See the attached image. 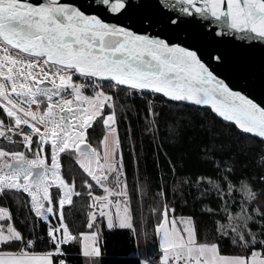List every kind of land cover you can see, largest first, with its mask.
I'll return each mask as SVG.
<instances>
[{
	"label": "snow or ice",
	"instance_id": "snow-or-ice-1",
	"mask_svg": "<svg viewBox=\"0 0 264 264\" xmlns=\"http://www.w3.org/2000/svg\"><path fill=\"white\" fill-rule=\"evenodd\" d=\"M88 7L102 8L107 14L129 19L142 10L150 9L139 17L141 30L160 28L162 31L154 36L138 34L126 26L105 22L98 14L86 13L80 6L62 0H44L35 4L29 0H0V48L3 51L0 55V108L9 118L8 124L0 120V137L11 140L7 135L11 132L22 138L19 142L26 150H30L34 143L38 149L35 158L28 159L24 152L0 148V157L11 156L15 161H5L0 165V189H22L28 194L32 211L46 222L48 240L45 242L51 244L58 255H66L63 247L75 241L63 215L56 225H52L48 214L55 215L57 204L62 208L72 202L74 194H81L74 193L72 186L61 178L58 154L77 141L83 143L86 130L97 118L103 121L112 137L107 143L101 142L104 143L103 157L92 148L80 152L78 162L90 177L84 179L83 186L88 189V196L99 202V217L106 221L108 229L131 228L136 233L116 115L110 113L105 116L102 111L114 108L111 103L113 97L97 91L103 81H108L109 86L118 92L127 89H131L133 95L137 91L141 95L151 92L174 103L210 106L217 118L234 125L243 134H255L264 144V106L255 103L242 91L233 90L224 79H219L202 61L199 49L174 42L182 26L192 24L198 18L222 24L227 33L216 32L218 37L236 35L250 46H264V0H88ZM208 60L237 80L250 82L255 76L244 58L230 62L222 52L212 51L208 53ZM5 64L8 66L6 72ZM77 76L81 82H74ZM29 80L35 82L28 84ZM45 81L50 86L41 87ZM83 81L91 82L93 95L84 94L88 85ZM259 82L264 87V60ZM54 97L59 99L54 100ZM41 98H46L47 107H42ZM32 105L37 107L33 109ZM55 108L64 115L55 112ZM150 114L153 122L158 124L159 115L154 108L150 109ZM49 142L51 167L39 155V152L48 151ZM76 146L79 148V144ZM118 149H121L119 154ZM208 163L213 165L215 179L209 178L207 184L200 176L174 178L171 185L167 182L157 184L154 193L151 186L147 188L157 205L159 222L155 233L158 234L161 252L159 264H264V205L258 203L264 200V183L257 193L250 181L244 178L233 180L234 169L225 161L213 159ZM33 168L42 171L34 175ZM96 169L100 170L99 173ZM105 170L111 175H106ZM169 171H175V164ZM49 174L51 183L59 189L58 202L49 193ZM121 176L125 177L123 188ZM30 177H33L31 183ZM21 178L23 183H20ZM259 180L264 182V175ZM93 182L104 195H93ZM193 186L200 194L202 205L206 198L216 194L217 207L209 206L207 215L214 219L217 235L231 240L241 254L219 256V240L201 242L194 217L182 218L185 224L183 234L177 233L174 226L172 234L169 233L166 224L170 189L175 197L177 191L183 194L184 187L191 189ZM113 196L118 198L110 200L109 197ZM113 206L116 208L114 216ZM106 208L107 211L104 210ZM220 211L224 212L223 218L219 217ZM171 212L174 215V207ZM6 214L7 210L0 207V221ZM95 220L96 216L90 214L89 229L96 227ZM212 227L206 226L205 230ZM61 231L62 234L57 235ZM79 235L82 254L100 257L101 250L94 239L97 232ZM0 245L19 247L18 254L9 253L12 258L0 259V264H56L53 251L41 255L30 252L28 249L35 246V241L25 240L12 223L7 224L6 233L0 227ZM59 264H66V260L61 259ZM92 264H98V261L93 259ZM137 264H151V261L138 259Z\"/></svg>",
	"mask_w": 264,
	"mask_h": 264
},
{
	"label": "trees",
	"instance_id": "trees-1",
	"mask_svg": "<svg viewBox=\"0 0 264 264\" xmlns=\"http://www.w3.org/2000/svg\"><path fill=\"white\" fill-rule=\"evenodd\" d=\"M89 90V89H86ZM87 94H90L88 91ZM113 109L103 110L104 115L115 113L118 129L117 135L122 144L123 163L127 171V191L131 195V208L134 214L133 229H108L105 220L96 217V227H87L89 215L92 212L93 200L88 196V189L83 186L86 173L77 165L76 161L65 154L58 155L61 165L59 174L69 185L73 184L75 191L81 193L62 207L63 218L75 242L63 247L66 255H56L48 240L46 222L36 217L31 209V198L23 190L0 189V207L7 210V217L0 221V227L12 223L19 230L25 240L32 239L35 246L28 249L35 254L53 251L56 264L61 259L69 264H92L93 259L98 264H137L138 259H148L151 264L159 262L161 254L158 245V235L155 226L159 222L156 215L157 205L147 188L151 186L154 193L156 185L172 184L173 179L197 178L203 176L205 184L209 178L215 179L213 165L209 160H223L228 167L234 169L232 179L244 178L250 181L254 190L259 193L264 175V144L259 138L239 132L234 125H230L217 118L209 109L189 104H179L165 100L161 95L146 93L135 95L131 89L127 91L111 92ZM43 99V98H41ZM43 101L42 107H45ZM154 108L159 115L158 124L153 122L150 109ZM0 119L6 124L9 118L0 108ZM14 121H12V124ZM105 128L99 118L92 122V127L86 130L85 142L91 148L99 147L105 135ZM15 138L13 143H6L0 138V148L15 152H24L28 159L33 158L38 149L34 143L30 150H26L23 143ZM121 149H118V154ZM45 153V152H44ZM40 154V152H39ZM45 162L51 165V147L44 155ZM137 159L139 165L137 167ZM173 164L175 171L170 173ZM163 177L164 179H161ZM121 188L124 187L125 177L121 176ZM50 195L55 196L57 202L60 196L57 186L48 183ZM93 195H102L103 191L93 182ZM173 197L171 189L168 195V216L194 217L195 228L201 242H215L219 240L218 252L224 256L241 254L231 240H224L214 230V219L207 215V208H216L218 201L213 193L206 202L201 204L200 194L193 186L184 187ZM116 199V198H114ZM113 199V200H114ZM222 203V201L220 202ZM232 201H229L231 204ZM237 203L239 199L237 196ZM264 205V200L259 201ZM47 205V202H45ZM58 205V204H57ZM175 208V213L171 208ZM50 222L55 224L51 215ZM224 217V212H219ZM103 225V227H101ZM206 226H213L206 231ZM97 232L96 241L101 250L100 257H86L82 255L80 233ZM19 247L0 245V253H17Z\"/></svg>",
	"mask_w": 264,
	"mask_h": 264
},
{
	"label": "water",
	"instance_id": "water-1",
	"mask_svg": "<svg viewBox=\"0 0 264 264\" xmlns=\"http://www.w3.org/2000/svg\"><path fill=\"white\" fill-rule=\"evenodd\" d=\"M29 2L35 4L37 2H44V0H29ZM62 2L78 5L86 13L98 14L105 22L116 23L118 25L126 26L130 30L135 31L138 34L154 36L162 31L160 28L148 29V31L146 32L141 30V25L139 24V17L143 15L145 11H149L150 9L142 10L141 12L136 13L132 16V18L129 19L121 16L107 14L105 11L102 10V8L88 7V0H62ZM149 2H151V0H149ZM216 32L227 33V29L223 28L222 24H220L219 22L214 23L211 20L200 21L197 18L194 23L182 26V29L178 32V39H176L174 42L181 43L183 46H192L194 49H199L198 54L201 55L202 61L210 66V69L214 71V74H217L219 79H224L225 82L228 83L233 90L242 91L243 94H246L250 99H253L255 103L264 106V87H261L259 82L262 60H264V46H261L259 44H253L250 46L248 42L240 40L236 35L225 34L223 36L218 37L215 35ZM212 51L222 52L223 54H225V56L230 62L239 58H244L250 64L255 74L254 78L250 82H246L244 80H237L236 78L226 73L223 69H217L215 65L211 64V62L208 60V53ZM45 85L50 86V84L45 81L44 84H41V87H44ZM148 93L158 95L151 92ZM197 107L207 108L211 111L210 106ZM62 114L64 115V113ZM219 119L222 120L221 118ZM102 125L104 126L103 121ZM247 135L259 138L255 134ZM89 148H91V146L86 142L79 143V148H77L76 146V150L81 152L88 151ZM5 161L13 163L15 162L13 161V158L11 156L0 157V165H2V163ZM49 167H51V165H49ZM0 171H2V168H0ZM40 171H42V169H32L34 175ZM32 179L33 177L29 178L30 183L32 182ZM70 186H72L75 193L76 191L74 185L71 184ZM74 197L78 196L74 194L72 199ZM70 204L71 203H67L68 206Z\"/></svg>",
	"mask_w": 264,
	"mask_h": 264
},
{
	"label": "rangeland",
	"instance_id": "rangeland-1",
	"mask_svg": "<svg viewBox=\"0 0 264 264\" xmlns=\"http://www.w3.org/2000/svg\"><path fill=\"white\" fill-rule=\"evenodd\" d=\"M2 54H3V51H2V48H0V55H2ZM7 67H8V66L5 64V68H4V71H5V72L7 71ZM37 70H38V69H37ZM45 70H47V69H45ZM21 79H23V78L21 77ZM34 82H35L34 80H29V81H27L28 84H33ZM47 82H48V81H47ZM57 82H58V81H57ZM74 82H81V80H80V78L77 76V77H74ZM83 83H85V84L88 85V87L84 89V94H86V95H93L91 82H90V81H83ZM86 89H89V90H86ZM114 90L117 91L116 89H113V88H111V87L109 86V82H102V87H98V88H97V91H104L105 93H108V94H110L111 92H114ZM88 91H90V94H87ZM42 100H43L44 102L47 101L46 98H43ZM46 107H47V106H46ZM74 110H75V107H74ZM54 111L57 112V113H59V115H63L62 113L59 112V108H55ZM102 111H103V110H102ZM57 119H59V116H57ZM97 119H98V118H97ZM1 120H2V119H1ZM3 122H4V121H3ZM72 123L75 124V121L73 120ZM104 128H105V127H104ZM105 130H106V128H105ZM111 137H112V134L106 131V132H105V135H104V137H103V139H102V141H103L104 143H107V142L111 139ZM102 141H101V142H102ZM84 142H85V138H84ZM104 143H101V145H100L99 147H93V148H92V149H95L101 157H103ZM76 144H79V141H77ZM76 144H73L71 148L66 149L65 152H63V153H59V154H65V155H68V156L72 157V158L76 161L77 165L80 167V163H79L78 161H79V159H80V152H81V151H77V150H76ZM48 146L51 147L50 142H49ZM117 152H118V150H117ZM59 154H58V155H59ZM39 155H40L41 157L44 158L45 153H44V152H40ZM35 156H36V155H35ZM35 156H34L33 158H31V159H34ZM101 162H102V160H101ZM93 167H95V164H93ZM80 168H81V167H80ZM81 169H82V168H81ZM82 170H83V169H82ZM96 171H97V173H99L100 170H99V169H96ZM83 172H84V171H83ZM105 174H106V175H111V173H108L106 170H105ZM20 183H23V179H22V178H21V180H20ZM29 183H30V182H29ZM48 183H50V182H48ZM102 195H104V193H103ZM114 198H118V197H115V196H113V197H109L110 200H113ZM91 207H92V212H91L90 214L95 215L96 217H98V216H99V211H100V208H99V202H93V204L91 205ZM121 208H123V204L121 205ZM104 210L107 211L108 209L106 208V209H104ZM111 211H112V214H113V216H114V215H115V212H116V208L113 206V207L111 208ZM48 215H51V216H52V218L54 219V222H55L54 225H56L57 222H58V220L60 219L61 215H63V213H62V208H61L59 205H57V211H56V214L53 215V214L49 213ZM6 217H7V215H6ZM6 217H5V218H6ZM182 218H189V217H186V216H178V217H175V216H170V217H169V216H168V217H167V221H168V222H167V224H166V228L168 229V231H169L170 234H172L173 226L175 227L177 233H181V234H183L185 224H184V220H183ZM49 222H50V221H49ZM105 222H106V221H105ZM50 223H51V222H50ZM189 226H191V225H189ZM1 227L3 228L4 232L6 233V232H7V225H6V226H5V225H2ZM61 232H62V231H61ZM85 234H89V233H85ZM57 235H61V234L58 233ZM157 235H158V234H157ZM159 235H162V233L159 234ZM80 238H81V237H80ZM94 239H96V237H95ZM86 243H91V241H87ZM81 249H82V245H81ZM218 254H219V256H224V255H221L219 252H218ZM4 257H5V256L1 255V256H0V259H4V260L11 259L10 257H7V256H6V258H4ZM87 257H93V256L90 255V256H87ZM177 264H180V262H177Z\"/></svg>",
	"mask_w": 264,
	"mask_h": 264
},
{
	"label": "built area",
	"instance_id": "built-area-1",
	"mask_svg": "<svg viewBox=\"0 0 264 264\" xmlns=\"http://www.w3.org/2000/svg\"><path fill=\"white\" fill-rule=\"evenodd\" d=\"M10 94L11 95H13V96H15V93H11L10 92ZM69 98H71L70 96H69ZM54 100H57V99H59L58 97H54L53 98ZM46 105H47V101L46 102H44ZM25 107H27V105H25ZM37 106L36 105H32V108L33 109H35ZM1 120V119H0ZM5 123V122H4ZM6 124V123H5ZM13 125H14V123H13ZM23 128H25V130H28V131H30V129H27V126L26 125H23L22 126ZM41 130L43 131V126H41ZM7 135L9 136V137H11L12 139L11 140H9V139H5L4 137H0V138H2L6 143H9V144H11V143H13V141H14V139L15 138H19L20 139V141H21V137L20 136H18V135H14L13 133H11V132H9V133H7ZM45 164L48 166V164L45 162ZM49 182H51V176H50V174H49V180H48ZM53 185H55V184H53ZM57 255V254H56ZM66 264H69L68 262H66Z\"/></svg>",
	"mask_w": 264,
	"mask_h": 264
},
{
	"label": "crops",
	"instance_id": "crops-1",
	"mask_svg": "<svg viewBox=\"0 0 264 264\" xmlns=\"http://www.w3.org/2000/svg\"><path fill=\"white\" fill-rule=\"evenodd\" d=\"M46 105V104H45ZM47 106V105H46ZM45 106V107H46ZM49 166V165H48ZM49 182V181H48ZM51 183V182H50ZM52 184V183H51ZM56 186V185H55ZM60 234H62V232L60 233ZM82 250V249H81ZM19 252H17V253H11V254H13V255H16V254H18ZM56 254V253H55ZM37 255H41V254H37ZM83 255V254H82ZM1 256V255H0ZM3 256H5L4 258H6V256L7 257H10V258H12V256H10L9 255V253H3ZM84 256V255H83ZM157 264H159V262L157 263Z\"/></svg>",
	"mask_w": 264,
	"mask_h": 264
}]
</instances>
